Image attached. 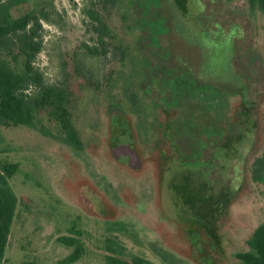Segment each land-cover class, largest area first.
I'll list each match as a JSON object with an SVG mask.
<instances>
[{"label": "rangeland", "instance_id": "rangeland-1", "mask_svg": "<svg viewBox=\"0 0 264 264\" xmlns=\"http://www.w3.org/2000/svg\"><path fill=\"white\" fill-rule=\"evenodd\" d=\"M88 5L13 10L50 11L34 66L68 93L81 148L47 109L0 125V162L17 164L3 264H240L264 224L250 173L264 154V18L246 0H118L101 10L107 55L84 59L95 87L72 61L96 43Z\"/></svg>", "mask_w": 264, "mask_h": 264}, {"label": "trees", "instance_id": "trees-1", "mask_svg": "<svg viewBox=\"0 0 264 264\" xmlns=\"http://www.w3.org/2000/svg\"><path fill=\"white\" fill-rule=\"evenodd\" d=\"M118 0H89L84 7L82 23L95 36L94 44L82 43L72 55L74 71L92 86L98 87V76L84 62L85 56L97 59L106 56L111 38L101 10ZM24 0H0V125L31 126L35 113L47 109L48 114L60 124L66 136L63 139L73 148H81V142L65 108L67 92L62 86L45 84L42 74L34 66L42 49V21L49 22L50 11L44 7L33 8L14 15L13 10ZM250 12L258 11L264 18V0H246ZM55 10L54 5L48 4ZM21 61L20 68L16 66ZM17 164L0 162V264L14 216L16 198L7 180L16 172ZM251 179H264V154L252 162ZM248 249L235 253L240 264H264V224L258 225L247 239ZM106 264H150L134 258L128 263L120 258L106 256Z\"/></svg>", "mask_w": 264, "mask_h": 264}]
</instances>
